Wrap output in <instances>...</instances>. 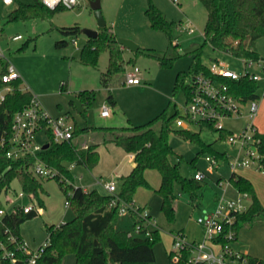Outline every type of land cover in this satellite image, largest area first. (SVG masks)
Here are the masks:
<instances>
[{
	"label": "rangeland",
	"instance_id": "1",
	"mask_svg": "<svg viewBox=\"0 0 264 264\" xmlns=\"http://www.w3.org/2000/svg\"><path fill=\"white\" fill-rule=\"evenodd\" d=\"M25 4L33 0H21ZM154 4L170 21L173 27L170 35L162 29L151 26L146 10ZM102 13L107 25L117 38L134 41L140 46V51L133 52L129 48L124 50V58L129 61L127 71L138 67L141 72L142 82L138 85L124 83L120 76H114L105 87L102 74L107 71L109 54L101 53L97 67L86 66L80 61L81 49L88 40L84 29H100L95 13L91 8V0H80L78 6L55 10L52 16H30L11 20L9 14L17 4L6 5L0 0V46L3 48L6 59L19 71L23 87L28 88L37 96L42 105L53 116L69 115L79 125L86 126H128L141 125L154 119L159 114L167 111L168 114L177 112V117L171 121L173 129L176 120L184 115L188 104L186 91L183 87L175 89L176 76L179 72L188 71L193 63L196 53L201 50V60L207 66L218 61L239 73L244 72L245 62L224 51L214 50L210 44H204V28L207 21V11L199 0H101ZM191 22L195 28L194 33L186 30ZM79 25L81 32L77 35H65L62 27ZM21 35V40H13L14 36ZM132 36V37H126ZM66 40L65 46H58L57 42ZM257 50L264 58V36L256 43ZM144 51H153L158 55L173 58L169 66H162L155 57L144 54ZM250 73L262 74L257 65L248 68ZM189 80L185 79V84ZM262 84V82H261ZM81 91H90L91 102L85 105V111L79 113L76 105L67 98V94L77 95ZM112 94L116 106H112L108 95ZM259 111L256 124L264 134V93L259 91L256 98ZM249 102V101H248ZM109 107L111 116L102 117L101 110ZM248 109L245 105L242 114L223 120L228 134L238 135L249 122ZM188 128L198 131L195 124ZM98 133V132H96ZM98 135H100L98 133ZM85 133L78 141L86 140ZM201 137L207 144H212L219 152H226L235 156L237 149L231 146L226 137H221L218 131L209 127L201 130ZM40 143H46L50 137L46 131L37 134ZM170 143L174 153L170 156L172 163L178 164L180 172L187 178L201 171L206 174L202 181L201 196L197 202H191L187 191L176 187L177 199L175 201V217L169 219L161 209L162 198L155 191L161 183V175L157 170L147 171L152 189L141 188L136 193L134 200L137 204H146L150 214L148 225L152 229H159V240L154 244L156 261L152 264H173L174 257H170L174 248V236L183 232L186 241H200L203 239V229L198 223V218L208 215L217 207V198L222 197L225 189L226 197H237L239 193L230 183L229 159L222 158L216 162L217 167L210 169V162L206 157L213 158L211 152L200 153V147L191 140H186L174 131L170 133ZM101 154L104 156L102 165L111 168L112 161L118 155H107L106 146H102ZM120 149V148H119ZM72 183L74 186L91 188L96 182L92 171L84 165L71 167ZM105 173V172H104ZM250 179L256 193L264 205V173L256 167L241 168L236 171ZM105 181L114 180L112 175H103ZM43 190H40L41 205L37 198L28 194L19 196L23 191L18 179H15L8 192H4L1 199L7 210L17 205H36L38 215L26 220L20 227V233L32 249L42 245L47 237V226L60 225L74 218L72 208L66 205L68 196L63 191L55 178H39ZM117 185V183H116ZM99 188V187H98ZM24 192V191H23ZM7 197L13 202H8ZM244 204H251V197L243 194ZM131 215L120 217L118 228H130ZM123 225V226H122ZM235 251L245 252L250 256L264 260V221H258L250 226L240 228L238 238L231 243ZM63 264H76V256L69 253L64 257Z\"/></svg>",
	"mask_w": 264,
	"mask_h": 264
},
{
	"label": "trees",
	"instance_id": "2",
	"mask_svg": "<svg viewBox=\"0 0 264 264\" xmlns=\"http://www.w3.org/2000/svg\"><path fill=\"white\" fill-rule=\"evenodd\" d=\"M199 1L207 11L204 44H210L214 50L230 53L243 60H264L256 46L257 40L264 36V0ZM54 11L44 6L41 0H33L30 4L19 1L9 17L11 20L38 15L49 17ZM146 14L154 29H162L170 35L174 23L170 22L154 4L149 5ZM60 30L65 35H77L81 32V27L75 25L62 27ZM170 40L173 42L171 35ZM67 43L63 40L57 42V45L65 46ZM104 51L109 54V64L107 71L102 74V84L108 87L114 76H120L124 82L129 61L124 58L122 45L112 27L108 25L99 29L97 37L88 38L81 49L80 61L86 66L97 67L100 55ZM137 52L142 51L139 49ZM144 54L157 58L162 66H169L173 62V58L158 55L153 51H144ZM199 73L210 74L209 67L201 60L200 49L189 70L177 74L175 89L183 87L187 94L189 85L185 84V79L190 80ZM223 81L228 83L230 91L244 102L259 97L260 85L247 76L240 80L223 79ZM4 85L0 78V89ZM22 85V79L14 81V90L8 93L6 99L0 103V211L5 210L4 214L0 215V242L4 243L6 249L16 253L17 264H24L28 254L18 250V243L8 240L9 234L15 235L19 242L24 241L20 227L26 220L36 217L39 211L25 213L18 207L7 210L1 196L4 192H8L12 182L18 179L23 191L28 195L32 194L41 205H44L40 198V190H43L42 183L29 170L36 157L27 155L11 159L7 156V147L1 146L3 139L8 140L12 136L14 115L24 109L34 95ZM76 96L85 111V105L91 102L90 91H81ZM107 100L113 107L116 106V100L112 94L108 95ZM177 116V112L170 115L165 111L145 124L121 127H79L75 123L73 139L61 143L55 142L50 131H46L50 137L47 141L49 147L44 148L38 157L58 171L56 176L49 178L58 180L68 196L67 201L70 202L69 206L74 212V218L60 226H47L50 244L38 258L37 264H63L64 257L69 253L75 254L76 264H152L156 261L154 244L160 238L159 229H154L149 236H145L146 229H143L140 234H132L131 230L118 228L120 214L117 207L110 206L112 196L102 194L96 189L89 191L81 186H74L71 166L84 165L92 169L99 162L98 146L115 143L126 152L133 153L135 162L132 171L120 179V197L126 202H131L139 188L152 189L146 177V171L157 170L161 175V183L155 191L162 198V211L169 219H173L176 212V187L187 191L191 202H197L201 196L202 181L197 180L195 176L191 178L183 176L178 164L172 163L170 156L174 153V149L170 143V133L174 131L180 137L195 142L200 147V153L211 152L217 161L228 158L226 152L215 150L212 144H207L202 139L201 130L204 127L212 129L210 124L195 123L200 128L198 131L188 128L173 129L171 121ZM90 131L98 132L100 140L86 144H83V140L78 141L81 135ZM220 135L225 137L227 131L220 132ZM260 137V151L264 156V134ZM229 180L239 193L251 197L248 209L236 215L234 230L238 238L240 228L264 221V205L250 179L232 172ZM131 217L133 218L132 229L137 223H144L133 214ZM6 230L9 233H5ZM246 256L250 264H264L262 259L248 254ZM190 257L189 251H183L180 261L173 264H190ZM0 264L13 263L9 258L1 257Z\"/></svg>",
	"mask_w": 264,
	"mask_h": 264
},
{
	"label": "built area",
	"instance_id": "3",
	"mask_svg": "<svg viewBox=\"0 0 264 264\" xmlns=\"http://www.w3.org/2000/svg\"><path fill=\"white\" fill-rule=\"evenodd\" d=\"M1 1L6 5H12L18 4L21 0ZM174 1L178 2V0ZM41 2L47 8L57 10L74 8L79 5L80 0H41ZM186 30L189 33L195 32V28L191 22L187 24ZM21 39V35L13 37V40ZM244 62L245 70L242 73L232 70L221 62L214 61L208 66L210 69L209 75L199 73L193 76L188 83L189 88L186 94L188 104L185 114L179 116L176 120V126L188 128L189 124L203 122L210 124L212 129L219 133L227 131L226 140L237 149L235 156L228 155L232 172H236L241 168L256 167L264 173V156L260 151V136L262 133L256 124V117L260 106L256 99L244 102L236 97L230 91L229 84L223 81V79L240 80L247 76L249 79L256 81L260 85L259 91H263L264 93V60H244ZM254 65L261 68V75L249 72L248 68ZM0 78L5 84L0 89L1 103L6 99L7 94L14 90L13 82L22 79L16 67L6 59L5 52L1 46ZM141 82V72L138 67H135L133 71L126 70L124 83L138 85ZM245 105L248 109L250 121L240 134H228V130L223 125V120L234 115H241ZM101 115L104 117L109 116V107L104 106ZM47 130L50 131L55 142L70 141L74 137L75 122L68 114L56 117L51 115L42 105L40 99L33 95L30 103L14 115L12 136L8 140L3 139L1 141V146L7 147L8 158L18 159L27 155L35 156L36 160L29 170L38 178L54 177L58 173L57 170L51 168L38 157V154L44 149L43 146L47 142L44 144L40 143L37 139V134L40 131ZM206 159L210 162V169L218 166H215L217 160L214 157L207 156ZM194 176L197 180L203 181L206 174L199 171ZM104 187L109 195L112 196L110 206L117 207L120 216L133 214L142 219L144 225L137 223L133 230L135 233L140 234L143 229H146L144 235L149 236L152 230L149 229L148 225L151 217L148 210L138 205L134 200L131 202L124 201L119 195L115 182H107L104 184ZM226 191L225 189L222 197L217 198L218 204L216 209L208 215L199 217L197 220L203 229L202 240L188 242L183 232L177 233L174 236L175 250L171 251V257H174L175 263L180 261L183 251H189L191 253L190 264H250L245 253L235 251L231 246V243L237 240L236 231L234 230L236 215L246 211L248 206L244 204L243 194L227 198ZM24 195L26 193L22 191L18 194V197ZM29 196L33 197L32 194ZM7 201L13 202L8 197ZM66 205L69 206L70 202L66 201ZM15 207L22 208L25 213L38 211L36 205H17ZM4 212L5 210H1L0 215L4 214ZM5 233H9L8 230ZM8 240L12 243H18V250L28 254L24 264H37L38 258L50 244V240L47 237L46 241L37 249H31L25 241L19 242L13 234H9ZM0 251H2L0 252V258H9L13 264H17L16 253L6 249L3 242H0Z\"/></svg>",
	"mask_w": 264,
	"mask_h": 264
},
{
	"label": "crops",
	"instance_id": "4",
	"mask_svg": "<svg viewBox=\"0 0 264 264\" xmlns=\"http://www.w3.org/2000/svg\"><path fill=\"white\" fill-rule=\"evenodd\" d=\"M98 31H99V29H98ZM126 37L130 38L132 36H126ZM122 48H123V54H124V50H125L126 47L122 46ZM139 49H140V46H139ZM133 52H135V51H133ZM25 89H28V88H25ZM110 116H111V112H110V115L106 116L105 118L110 117ZM102 117H104V116H102ZM103 127H105V126H103ZM106 127H117V126H106ZM181 128H186V127H181ZM87 134H88V137H87L86 140H83V144L90 143V142H96V141L100 140V136L95 131H90ZM102 146H106V148H107L105 154H107L109 156H111L112 154L113 155H118V158L114 159L112 161V164L110 166L111 168H108V167L102 165L103 164L102 161H103V158H104V156H102V154H101V149H100ZM97 151L99 152V162L92 169H89L90 171H92V174L94 175V179H96V182L92 185L91 188H87V187H84V188L86 190H89V191L93 190V189H96L102 194H109L108 191L105 189L104 184L107 183V182L113 181V182L117 183L116 186H117V189L119 191L120 185H121V180H120L121 177L128 175L132 171L134 166H135L134 154L126 152L122 147L116 145L115 143L100 144L98 146V148H97ZM147 171H149V170H147ZM147 171H146V177L149 180V174L150 173H148ZM104 174L112 175L114 177V180L112 179L111 181L110 180L109 181H105L104 178H103ZM149 182H150V180H149ZM139 189H141V188H139ZM134 201L136 202V200H134ZM138 205H140V204H138ZM140 206L145 207L147 209L146 204H141ZM120 217H123V215L120 216ZM129 217L131 219V224L129 226L130 228H124L123 227L121 229L131 230L132 234H137L132 229L133 228V218L131 216H129ZM118 223H120V219H119ZM149 229L154 230V229L150 228V226H149ZM243 253H245V252H243ZM245 254H247V253H245Z\"/></svg>",
	"mask_w": 264,
	"mask_h": 264
},
{
	"label": "water",
	"instance_id": "5",
	"mask_svg": "<svg viewBox=\"0 0 264 264\" xmlns=\"http://www.w3.org/2000/svg\"><path fill=\"white\" fill-rule=\"evenodd\" d=\"M91 8L95 13L99 27L100 28L105 27L107 25V21L105 20L104 15L102 13L101 0H91ZM83 31L88 36V38L97 37L99 33L98 30H91V29H84ZM118 41L122 46L127 47L132 51H137L139 49V45L132 40L119 38ZM66 96L69 99V101L73 102L76 105L79 113L84 111V108L82 107V103L76 95L67 94ZM48 147H49V143H46L43 146V148H48Z\"/></svg>",
	"mask_w": 264,
	"mask_h": 264
}]
</instances>
